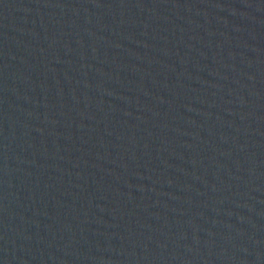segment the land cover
<instances>
[{
  "label": "water",
  "instance_id": "water-1",
  "mask_svg": "<svg viewBox=\"0 0 264 264\" xmlns=\"http://www.w3.org/2000/svg\"><path fill=\"white\" fill-rule=\"evenodd\" d=\"M233 0H0V264H199Z\"/></svg>",
  "mask_w": 264,
  "mask_h": 264
}]
</instances>
